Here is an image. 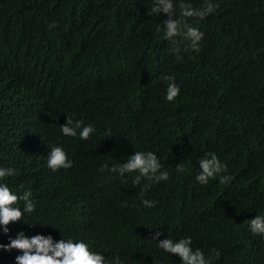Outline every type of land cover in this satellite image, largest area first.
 Here are the masks:
<instances>
[{"label": "trees", "instance_id": "16d2710c", "mask_svg": "<svg viewBox=\"0 0 264 264\" xmlns=\"http://www.w3.org/2000/svg\"><path fill=\"white\" fill-rule=\"evenodd\" d=\"M211 2L204 19L186 18L204 33L195 51L164 38L154 0H0V169L14 170L0 183L35 204L7 234L0 225V244L51 235L83 240L106 264H181L157 243L191 237L206 258L220 253L212 264H264V235L249 228L264 216V0ZM165 76L180 88L172 102ZM68 117L94 128L87 140L62 134ZM53 146L70 168H48ZM137 151L169 178L109 171ZM208 153L226 171L202 185ZM18 255L0 248V264Z\"/></svg>", "mask_w": 264, "mask_h": 264}, {"label": "clouds", "instance_id": "9594fccd", "mask_svg": "<svg viewBox=\"0 0 264 264\" xmlns=\"http://www.w3.org/2000/svg\"><path fill=\"white\" fill-rule=\"evenodd\" d=\"M180 19L174 18L175 5L173 0H154L153 6L150 9V14H166L167 19L163 21L164 38L176 42L175 38L183 37V39L190 41L193 50L199 51L198 43L202 40L204 33L198 28L186 22V18L197 17L204 19L208 14L215 10V5L211 0H204V5L197 9L193 8L190 2L180 0ZM161 29L158 27L157 31ZM174 52H180L177 46L173 49ZM165 80L170 81L167 86L165 99L172 102L180 93L179 86L174 82V78L165 76ZM83 122L68 117L66 123L60 125L63 135L75 137L79 129V137L82 140H87L90 134L93 133L94 128L91 125L82 127ZM47 166L52 171L60 168H70L71 162L65 151L59 146H53L47 154ZM104 167H107L105 165ZM162 165L157 158V155L152 152H135L128 157L127 161L119 165H113L109 171L119 173L123 176L126 172L136 171L139 173L133 181L134 184H139L141 178L148 181L160 182L166 181L169 178L167 171H161ZM200 173L196 176V180L206 185L209 179L216 178L220 173L226 171L224 165L220 162L215 153H208L206 157L199 161ZM183 164L176 166L177 172H183ZM14 174L13 169H0V180L7 176ZM231 180L230 176H219L221 184H227ZM151 184L145 185L143 191H146ZM31 191H24L22 195L14 194L7 184L0 183V225L3 227V232L7 234V226L10 223L21 221L24 212L31 213L35 210V204L30 199ZM19 201H23V211L14 205ZM142 204L145 207H152L153 201L142 199ZM249 228L253 234L264 235V216H255L249 222ZM161 233L156 232L153 240H156ZM191 237L180 238L173 241L170 238L160 240L157 246L166 253L178 256L181 264H212V259L218 257L220 253L213 250L214 256L205 257L204 253L199 250H193L191 247ZM0 248L5 251L13 249L18 250L22 255L15 258L16 264H106L104 255L90 250L89 245L83 240L73 241L69 238L67 240L60 239L54 241L51 235H34L26 237L23 232L16 235L14 239H10L7 245L0 244ZM114 264H121L119 257H114Z\"/></svg>", "mask_w": 264, "mask_h": 264}]
</instances>
